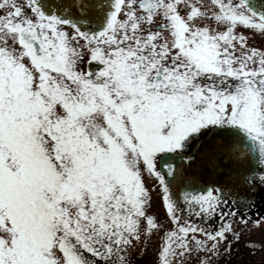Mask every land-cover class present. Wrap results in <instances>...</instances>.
Instances as JSON below:
<instances>
[{
    "label": "snow or ice",
    "instance_id": "snow-or-ice-1",
    "mask_svg": "<svg viewBox=\"0 0 264 264\" xmlns=\"http://www.w3.org/2000/svg\"><path fill=\"white\" fill-rule=\"evenodd\" d=\"M142 261L264 264V0H0V264Z\"/></svg>",
    "mask_w": 264,
    "mask_h": 264
},
{
    "label": "flooded vegetation",
    "instance_id": "flooded-vegetation-1",
    "mask_svg": "<svg viewBox=\"0 0 264 264\" xmlns=\"http://www.w3.org/2000/svg\"><path fill=\"white\" fill-rule=\"evenodd\" d=\"M259 231L253 233V239H259Z\"/></svg>",
    "mask_w": 264,
    "mask_h": 264
},
{
    "label": "rangeland",
    "instance_id": "rangeland-1",
    "mask_svg": "<svg viewBox=\"0 0 264 264\" xmlns=\"http://www.w3.org/2000/svg\"><path fill=\"white\" fill-rule=\"evenodd\" d=\"M155 244H153L150 248H149V253H153ZM144 263L146 264V261H144Z\"/></svg>",
    "mask_w": 264,
    "mask_h": 264
},
{
    "label": "trees",
    "instance_id": "trees-1",
    "mask_svg": "<svg viewBox=\"0 0 264 264\" xmlns=\"http://www.w3.org/2000/svg\"><path fill=\"white\" fill-rule=\"evenodd\" d=\"M141 264H145L144 261H142Z\"/></svg>",
    "mask_w": 264,
    "mask_h": 264
}]
</instances>
